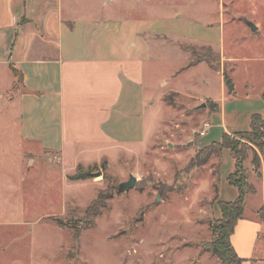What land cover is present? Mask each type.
<instances>
[{"label": "rangeland", "instance_id": "374dc122", "mask_svg": "<svg viewBox=\"0 0 264 264\" xmlns=\"http://www.w3.org/2000/svg\"><path fill=\"white\" fill-rule=\"evenodd\" d=\"M101 1L78 0L81 16L113 12L114 3L100 9ZM222 3L223 52L189 46L186 58L166 47L147 74L154 101L145 111L144 143L88 150L75 172L20 137L18 106L7 103L9 92H0V264H218L210 250L211 227L221 217L217 201L238 196L228 183L235 162L228 150L219 156L212 150L206 161L195 158L223 134L246 153L244 174L255 189L244 199L242 219L256 224L257 238L241 257L246 264H264V138L254 144L250 134L240 136L250 132L253 115H264V0ZM216 54H224L223 63ZM203 56L214 70L195 63ZM224 75L233 85L230 94L226 81L222 87ZM162 77L181 94L165 93L160 101ZM78 169L91 178L72 180ZM130 176L134 187L118 192ZM100 193L104 207L87 217ZM243 232L236 239L244 244Z\"/></svg>", "mask_w": 264, "mask_h": 264}, {"label": "crops", "instance_id": "0c3cea01", "mask_svg": "<svg viewBox=\"0 0 264 264\" xmlns=\"http://www.w3.org/2000/svg\"><path fill=\"white\" fill-rule=\"evenodd\" d=\"M68 1L0 0V92L18 106L20 137L75 172L88 150L144 143L154 101L147 74L166 47L186 58L189 46L222 51L225 21L223 0H102L100 9L114 3L113 12L95 18ZM216 55L223 63L224 54ZM10 65L21 75L15 92ZM168 87L160 78V101L181 94ZM256 238V224L241 219L231 245L242 258Z\"/></svg>", "mask_w": 264, "mask_h": 264}, {"label": "trees", "instance_id": "16d2710c", "mask_svg": "<svg viewBox=\"0 0 264 264\" xmlns=\"http://www.w3.org/2000/svg\"><path fill=\"white\" fill-rule=\"evenodd\" d=\"M207 50L210 53V49ZM201 61H204L206 64H208L210 69H213V66L210 64L211 61L208 58H205L204 56L200 58L198 57L195 63H199ZM9 69L15 79L11 91L15 92L21 84V75L11 65L9 66ZM227 79L228 78L224 75V81L227 82ZM212 110L214 112L218 111L215 103H213ZM245 135L252 136V141L254 144H258L264 138V115H253L251 117L250 132L244 135L243 133L240 134L241 137H246ZM239 146V143L232 142L228 134H223L219 143H212L197 153L195 158L200 159V157H202L203 160L206 161L213 154L212 150H216L215 153L217 156L220 155L222 150H228L235 162L234 171L229 175L228 183L236 187L238 196L232 202L220 200L217 201V208L221 217L211 227L213 240L210 242V250L219 260L218 264H242L244 262V259L240 258L234 251V248L231 245V236L234 232L237 222L243 218L245 197L248 194H255V189L247 182V178L245 177L243 162L246 159V153L244 152L243 148ZM191 164L192 162H190L189 165ZM251 164L256 171L257 176L261 177V174L258 171L260 168V161L256 154H253ZM91 176V172L81 173V170L78 169L71 179L82 180L91 178ZM104 195L105 194L100 193L96 201L88 207L86 210L87 217H90L91 215H97L99 213V209L104 207L103 200L106 198Z\"/></svg>", "mask_w": 264, "mask_h": 264}, {"label": "water", "instance_id": "95a60500", "mask_svg": "<svg viewBox=\"0 0 264 264\" xmlns=\"http://www.w3.org/2000/svg\"><path fill=\"white\" fill-rule=\"evenodd\" d=\"M110 1H112V0H106V3H110ZM249 27H250L252 32L256 31V27L253 26L252 24H249ZM226 86H227L228 93L230 94L232 92L233 85L229 81H227ZM204 107H205V104H201L196 109L204 108ZM135 182H136V179L134 177L130 176L128 181L119 184L118 192H120V193L127 192L129 189L134 187Z\"/></svg>", "mask_w": 264, "mask_h": 264}, {"label": "built area", "instance_id": "2783aa9c", "mask_svg": "<svg viewBox=\"0 0 264 264\" xmlns=\"http://www.w3.org/2000/svg\"><path fill=\"white\" fill-rule=\"evenodd\" d=\"M205 127H207V124H205ZM201 135L203 134V132L202 133H200Z\"/></svg>", "mask_w": 264, "mask_h": 264}]
</instances>
